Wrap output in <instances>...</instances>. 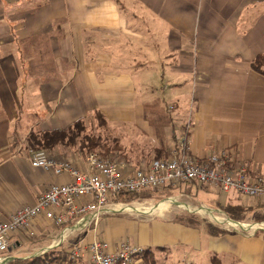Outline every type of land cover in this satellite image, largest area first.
<instances>
[{
    "label": "crops",
    "instance_id": "0c3cea01",
    "mask_svg": "<svg viewBox=\"0 0 264 264\" xmlns=\"http://www.w3.org/2000/svg\"><path fill=\"white\" fill-rule=\"evenodd\" d=\"M260 55L264 0H0V223L67 181L32 167L30 134L65 130L97 112L107 123L136 127L155 153L173 148L191 115L194 160L226 149L250 182L264 179V73L252 67ZM148 113L164 119L154 126ZM69 161L89 171L83 156ZM152 161L122 162L135 170ZM166 193L163 202L175 209L108 214L97 231L84 219L57 227L39 217L35 236L12 234L4 258L55 249L69 255L98 238L111 251L123 243L152 249L155 264H212L213 256L223 264H264V232L212 235L185 219L189 210L199 215L201 206L222 211L229 204L248 208L247 219L264 216L263 198H223L196 184Z\"/></svg>",
    "mask_w": 264,
    "mask_h": 264
},
{
    "label": "built area",
    "instance_id": "2783aa9c",
    "mask_svg": "<svg viewBox=\"0 0 264 264\" xmlns=\"http://www.w3.org/2000/svg\"><path fill=\"white\" fill-rule=\"evenodd\" d=\"M190 129L191 116L186 128L176 136L169 157L154 160L148 167L135 170H127L124 163L91 153L86 160L89 171L83 172L69 160L53 158L44 150H30L33 168L57 178L66 177L67 181L52 184L39 196L34 206L23 207L9 221L0 223V264L7 262L4 256L11 248L12 234L25 232L31 237L35 236L32 225L39 217L57 227L84 219L87 230L97 231L104 215L115 212L120 205L124 206L117 202L118 197L124 194L196 183L223 193L264 199V179L250 182L244 166H231L228 150L214 151L204 163L194 160L191 157ZM126 207L124 210L128 212ZM206 212L210 214L212 223L224 226L227 231L264 232V224L235 221L223 211L206 206L195 211L196 214ZM143 252V248L128 243L111 251L106 241L96 238L90 243L74 246L66 264H81L87 253L88 264H144L141 258Z\"/></svg>",
    "mask_w": 264,
    "mask_h": 264
},
{
    "label": "rangeland",
    "instance_id": "374dc122",
    "mask_svg": "<svg viewBox=\"0 0 264 264\" xmlns=\"http://www.w3.org/2000/svg\"><path fill=\"white\" fill-rule=\"evenodd\" d=\"M144 103L148 107H150V102L146 101ZM165 104L166 103L163 102L160 103V105L161 106L163 105L164 107ZM188 105L191 112V109L193 108V102L191 101ZM174 115L175 114L173 113L172 114L173 119H175ZM147 117L148 120L151 121L154 126L156 123L162 121L161 119H164V118H160L157 115H152L150 113H148ZM189 118L190 117L188 116V119ZM165 119H167V117ZM188 119L185 120V123L188 121ZM85 126L86 128L83 131L81 138L77 140L78 146L76 147L80 151L84 150L85 155L82 156L84 157L85 160H87V156L91 153L97 154L103 158L104 155L102 154L100 148H97L96 150L90 151L89 153L86 154V152H88L86 151L87 141L84 138H93L94 140L99 139L102 146H106L107 149L108 148L111 149L112 152L109 154L107 158L105 157L106 159H111L120 163H124L122 162L123 160H155L156 153L154 152V150H150L149 148L150 140L146 137V135L140 133V131L134 126L128 124H119V123H107L106 125H102V123L94 115H91L90 117L86 118ZM47 154L53 158L64 159V160H76V153L72 149L59 148L58 150L55 151L54 154H49V153ZM29 155H30V151H29ZM221 195L223 196V198H228L229 196V194H225V193H222ZM167 196L168 193L166 192H158V193H154L149 197L140 198L130 203L128 202H118V203L130 207L132 211L129 210L128 211L129 213L134 212V214H141V215H162L167 212V209L168 210L172 208L175 209V204H173L174 207L172 206V208L169 204L166 205L164 207L165 211L154 209L163 201H166V198H168ZM218 196L219 194L208 195L209 198H213V197L217 198ZM120 206L122 207V205ZM124 206L122 208L118 207L117 210L115 209L116 210L115 212L110 211L106 215L127 212L124 210ZM154 210H156V212H154ZM256 216L257 214L254 215V218L251 217L250 219L239 222L245 224H251V225L257 223L264 224V221H261L262 219L261 217L263 216L262 215L258 217ZM185 219L192 220V222L200 221V220H208L211 222L210 214L207 212L199 215H193L188 213ZM99 226L100 223L97 227V230L99 229ZM218 226L224 229V226L222 225H218Z\"/></svg>",
    "mask_w": 264,
    "mask_h": 264
},
{
    "label": "trees",
    "instance_id": "16d2710c",
    "mask_svg": "<svg viewBox=\"0 0 264 264\" xmlns=\"http://www.w3.org/2000/svg\"><path fill=\"white\" fill-rule=\"evenodd\" d=\"M252 67L255 71L264 73V55L258 56L252 64ZM95 117L102 123V125H106L107 122L104 116L97 112ZM86 118L78 120L74 122L71 126H69L65 130H47L38 133H31L28 138V146L29 150H44L49 154H54L56 150L59 148L63 149H72L75 151L76 155L80 156L85 155L84 150L80 151L76 147L78 146L77 140L81 138L83 131L85 130ZM87 142L86 146V154L90 151L96 150L100 148L104 158L108 157L112 152L111 149H107L106 146H102L99 139L93 138H84ZM171 153V149H160L156 151L155 160L161 158L169 157ZM196 184V183H194ZM186 184H181L180 187L185 186ZM198 185V184H196ZM200 186V185H198ZM180 187L170 186L168 188H164L161 190L154 191H143L136 194H124L118 197L117 202H133L140 198H145L153 195L158 192H166L167 189H178ZM203 187V186H201ZM224 213H226L231 219L235 221H245L251 215V211L248 208L243 206H235L229 204L227 206L220 208ZM263 216V215H262ZM261 221H264V216L261 217ZM189 224H200L204 223L212 235H223L227 233V230L220 228L218 225L209 222L208 220H200L194 221L186 220ZM158 251L165 252L166 249H159ZM144 264H155V255L152 249H144L143 254L141 255ZM69 260V256L61 250H49L42 255H37L27 259H14L11 261H7L6 264H66ZM212 264H223L222 261L217 257L213 256Z\"/></svg>",
    "mask_w": 264,
    "mask_h": 264
},
{
    "label": "bare ground",
    "instance_id": "6f19581e",
    "mask_svg": "<svg viewBox=\"0 0 264 264\" xmlns=\"http://www.w3.org/2000/svg\"><path fill=\"white\" fill-rule=\"evenodd\" d=\"M166 206V205H168V203H166V202H162L161 204H159L158 206H156L154 209H158L157 207H161V206ZM126 210H130V208L129 207H126ZM141 211V210H140ZM143 211H145V210H143ZM154 212H156V211H154Z\"/></svg>",
    "mask_w": 264,
    "mask_h": 264
}]
</instances>
